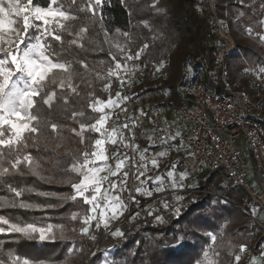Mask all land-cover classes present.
Listing matches in <instances>:
<instances>
[{
	"label": "trees",
	"instance_id": "16d2710c",
	"mask_svg": "<svg viewBox=\"0 0 264 264\" xmlns=\"http://www.w3.org/2000/svg\"><path fill=\"white\" fill-rule=\"evenodd\" d=\"M47 2L48 0H35L36 6H44ZM64 2L67 5V0ZM78 2L83 4L86 0ZM154 2L164 9L163 14L151 7ZM198 2L199 0H127L129 8L125 10L120 0H110V6L106 5L103 10V23L89 18L90 14L80 15L78 27L87 26L89 29L85 34V47L70 45L71 37H68L64 44L68 50L60 53L63 59L71 62V82L76 87V92L61 91L58 85L48 83L45 91L55 89L57 92L53 106L49 108L37 97L32 114H40L48 121L49 126L36 134L35 142L29 141L28 147L20 153L21 158L31 153L35 163L39 165L38 175L30 172L26 165L21 166L23 175L15 172L10 168L8 157L0 162V167H9L11 173L0 177V197L14 203L24 201L52 207L43 210L4 207L0 208V215L10 217L14 222L63 226L68 232L63 233L66 238L59 239L61 243L67 241L70 244L76 243L77 246L84 244L81 238L88 237L81 235L79 229L83 216L88 214V206L79 199H67L73 194L71 182L78 181L76 174L69 169L73 163L82 162L85 151L93 150L96 135L86 132L84 143H81L80 137L72 129L79 130L81 122H95L97 113L91 111L88 104L97 98L101 100L114 97L119 87L113 81L110 88L105 89L104 82L99 78V75H105L110 67H114L116 60H119L109 37L108 42L105 40V29H109L111 34L115 33L116 28H120L122 32L127 31L132 52L143 49L140 60L150 67V72L158 63H163L161 68L168 74V78L157 86L151 85L145 78L140 89H173L171 84L176 81L183 66L192 63L195 68L198 67L200 56L206 53L210 62H213V50L207 48V40L212 32L210 15L206 10H198ZM262 4L264 0H243V3L240 0H216L217 15L227 25L238 48L227 59L229 81L234 88H247L245 69L264 68V42L260 40L263 28L260 21L264 19ZM240 12L244 15L239 16ZM144 21H147L149 27L144 26ZM249 27L253 30L251 34L246 31ZM145 44L148 45L147 48H144ZM57 50L60 51L59 44ZM113 56L116 60L112 59ZM81 61L87 64V68ZM65 97L68 98V103H65ZM73 112H83L84 115L73 119ZM52 123L59 126L55 133L51 131ZM9 185L23 190L22 196L16 197ZM201 187L205 190L210 187L218 194L227 196L231 202L224 204L221 199L212 198L208 194H195L198 196L197 200L189 201L177 216L167 214L163 222L152 223L148 219L127 222L123 225V237L105 236L103 229L94 227L90 233L96 232L97 238H101L94 250L96 254L93 256L92 252L82 263L80 261L77 264H101L108 248H113L119 258L109 260L107 264H194L197 258H202V249H207L211 244L206 233L217 234L221 227L223 236H217L215 247L224 258L233 259L228 251L230 243L239 247L241 244L248 245L254 256L259 255L264 247L260 232L241 209L250 205L246 192L225 184L219 173L212 174L201 183ZM41 192L49 195L41 196ZM212 201L215 202L213 205ZM74 212L78 214L75 221L70 219ZM38 239V235L34 239L18 233L0 235L5 251L12 250L14 254L31 261L42 260L46 264H55L65 257L63 248L59 251L60 241L45 243L40 247ZM182 241L183 246L179 251L167 255L168 248Z\"/></svg>",
	"mask_w": 264,
	"mask_h": 264
},
{
	"label": "built area",
	"instance_id": "2783aa9c",
	"mask_svg": "<svg viewBox=\"0 0 264 264\" xmlns=\"http://www.w3.org/2000/svg\"><path fill=\"white\" fill-rule=\"evenodd\" d=\"M197 8L210 15L212 32L207 48L213 50V62L206 53L198 60L197 72L192 63L181 68L173 84L177 103L169 101L172 94L167 92L172 89L160 90L164 98L159 101L155 99L156 91L140 89L149 76L150 67L140 57L136 58L137 52H132L130 44L132 65L109 77L108 84L113 81L119 84L120 96L117 97L116 92L111 98L119 101V107L106 109L111 113L106 127L110 131L112 127L128 124L129 128H120L127 147L121 145L118 149L109 143L105 145L110 156L107 164L111 168L103 175L108 176L104 186L124 179L125 171L128 175L118 192L123 196L126 210L119 219L110 222L109 229L101 226L105 236L116 228L121 229L132 215L164 200L205 193L231 202L214 189L201 187L212 174L219 173L230 185L246 192L250 207H242V210L251 218L264 243V73L247 68L244 70L247 88H234L229 81L227 59L236 53V41L217 15L216 0H199ZM160 76L163 80L168 78L162 68ZM177 132L180 136L175 141L169 139L168 143H163L162 138L175 136ZM93 134L99 138L98 134ZM146 148L148 152L144 151ZM114 152L129 157L119 176L109 174L115 170L116 161L111 158ZM161 152L165 155L159 156ZM141 155L148 157L146 167L142 166ZM152 158L157 160L158 167L151 164ZM173 164L177 180L181 172H187L182 188L170 186L167 173ZM141 172L144 175H140ZM157 187L163 190L154 191ZM147 191H152V196H148ZM92 234L97 238L96 232ZM241 254L245 264H251L254 255L250 246Z\"/></svg>",
	"mask_w": 264,
	"mask_h": 264
},
{
	"label": "snow or ice",
	"instance_id": "6c2138e0",
	"mask_svg": "<svg viewBox=\"0 0 264 264\" xmlns=\"http://www.w3.org/2000/svg\"><path fill=\"white\" fill-rule=\"evenodd\" d=\"M243 3V0H240ZM121 6L128 10L129 6L127 0H120ZM110 6V0H86L81 4L78 0H67L65 5L64 0H48L44 6H36L35 0H0V162H3L8 157L10 168L15 172L23 175L22 165L29 166V171L37 174L38 164L35 163L31 153L23 155L20 153L24 148H27L29 141L35 142L36 134L46 129L48 121L40 114L33 115L32 110L36 106V98L39 97L43 104L51 108L57 98L55 89L45 91L48 83L58 85L61 91L70 90L72 93L76 92V87L72 84L73 72L71 71V62L61 57V51H67L64 47L65 40L71 37L69 44L85 47L86 37L88 32L87 26H79L80 14L88 16L91 19L104 22V8ZM151 7L157 12L163 14L164 9L160 8L158 3L154 2ZM264 7V4H262ZM131 15V12H129ZM244 13L240 12L239 16ZM239 19V17H237ZM144 26L149 27L147 21H144ZM260 23L264 25V20ZM246 31L251 34L252 29L249 27ZM115 32L128 37L127 31L121 32L120 28H116ZM109 29H105V40L107 41ZM260 40L264 42V36H260ZM57 44L60 45V51L57 50ZM123 52L124 48L117 43L116 45ZM148 45L145 44L144 48ZM143 52L135 54L138 59ZM132 56H126V60H131ZM116 60V57H112ZM85 68L87 64L80 62ZM116 69L121 68V63L116 60ZM159 70V69H157ZM259 71L264 73V68ZM113 73H109L112 75ZM110 84L105 85V89L110 88ZM116 96L120 94L117 92ZM124 99H127L125 97ZM65 103H68V98L65 97ZM119 107V101L109 98L107 101L94 99L88 104V108L96 113H100L99 118L95 119L93 123H79V130L72 129V132L80 137V142L84 143L85 133L92 132L98 134L99 138L94 140L92 144V151H85L83 153V160L79 163H73L70 166V171L75 173L78 177L77 182H71L73 194L67 197L68 200L77 201L78 199L88 206L86 215L81 220L82 226L79 231L81 235L87 236L90 240L95 242L96 236L90 233V229L95 222V228L99 229L103 226L104 229H109L110 221L118 218L123 214L127 205L120 200L119 195L115 194L122 190L128 173L123 172L124 179L117 181H110L108 186H104V182L108 181V176H101L100 173L108 168L107 161L110 159L108 149L105 147L106 143L116 146L118 149L121 145L127 147L126 137L122 129H128V124L120 125V128L112 127L111 130L106 127L111 113L106 112V109H115ZM84 113L73 112L72 117L83 116ZM53 133L57 132L58 125L52 123L50 125ZM175 136L162 138L163 143H168V140L175 141ZM148 152L146 148L144 150ZM159 156H164L161 152ZM111 158L116 161L115 170L110 171V175L119 176L123 167H126L129 157L120 152L111 154ZM148 157L141 155L140 161L142 166H147ZM99 162H103L100 164ZM151 164L158 167V162L155 158L151 159ZM172 170L168 171L167 176L171 180L172 188H182L183 180L187 176V172L179 174V180L175 178L176 165L173 164ZM9 167H0V177L11 174ZM140 175H144L143 172ZM44 179V177H40ZM139 179V177H137ZM151 179V178H149ZM160 180V177L156 178ZM143 183V182H142ZM10 190L15 193L16 197L23 194V190H18L9 185ZM162 187L154 189L156 192L162 191ZM28 191H32L28 189ZM148 196H152V191H147ZM41 196H47L48 193H39ZM180 199V197H177ZM0 208L4 207H19L21 209L30 210L38 208L43 210L51 205H35L20 201L19 203L9 202L0 197ZM224 204L228 202L223 201ZM164 208L169 207L167 202H164ZM177 213L179 209L176 210ZM152 213L149 212V215ZM255 214V213H253ZM71 220L78 219L77 213H72ZM155 219L163 222V217L156 216ZM54 225L48 223L46 225L39 222L24 223L14 222L12 218L0 215V235H9L18 233L28 239H34L38 235L41 241L45 239H54L51 235ZM60 227V226H56ZM112 237H123L124 233L116 228L110 231ZM63 236V230L61 229ZM213 242L209 244L207 249H202V258H197L194 264H214L213 259L210 258V252L213 257H219V251L215 250L214 244L217 241V236H223V227L217 234L212 232L206 233ZM4 241H0V264H46L45 261H31L27 257H20L12 250L5 251L3 247ZM73 244L68 247V255L74 252H79ZM247 245L241 244L239 247L240 253H246ZM95 252L92 253L95 256ZM241 255L236 254L234 257L235 264H239ZM251 264H264V250L259 253V259L253 257Z\"/></svg>",
	"mask_w": 264,
	"mask_h": 264
},
{
	"label": "rangeland",
	"instance_id": "374dc122",
	"mask_svg": "<svg viewBox=\"0 0 264 264\" xmlns=\"http://www.w3.org/2000/svg\"><path fill=\"white\" fill-rule=\"evenodd\" d=\"M260 35L261 36H264V25H263L262 32L260 33ZM108 37H109V39L111 40V42L113 44V47H114V50H115L116 55L119 57V61L121 63V68L120 69H116V66H115L116 63H115L114 67H110L109 70H108V72L105 73V75H102V74L99 75V78H100V80L102 82H104V85L108 84L107 83L108 82L107 79L110 76L114 75V73L117 70H119V71L125 70L128 67H130L132 65V63H133V60L132 59L131 60H126L125 59L126 56H129L130 55L129 54V51H128V46H129L128 37H124L123 35L118 34L116 32L113 33V34L109 33L108 34ZM117 43L124 48V51L123 52H121L120 51V48H118L116 46ZM162 66H163V63H158L154 67L153 71H151L149 73V76L146 77V79H147L146 81L149 82L151 85L157 86V85H160L161 82H163V79L160 76V68ZM157 69H159V70H157ZM195 71L196 72L198 71L197 68H195ZM110 72L113 73V74L112 75H109ZM214 73L215 72H214V69H213L212 75H214ZM173 84H174V82L171 84V86H173ZM167 93L168 94L169 93L172 94V97H170V100L169 101H172V102H175V103L178 102V95L176 93L175 88H173L172 90H169ZM107 98H109V97L103 98L101 100L106 101ZM161 98L163 99L164 96L161 95V91L160 90H157L156 91V98L155 99L157 101H159ZM166 101H168V100H166ZM99 115H100V113H97V119L99 118ZM90 133H92V132H90ZM101 163H103V162H101ZM110 168H111V166H108V168H106L104 171H102L100 173V175L103 176L104 174H106L110 170ZM221 177L223 178V181H224L225 184L230 185L229 182L226 180V178H224L222 175H221ZM115 194L119 195L120 200H122L124 202L123 196H121V194H119V193H115ZM197 198H198L197 195H192L191 197H180V199L175 198V199H169V200L161 201V202H159L157 204L152 205L150 208H148L147 210H145L142 213H138V214L132 215V217L128 220V222H136V221H138L140 219L141 220L148 219L152 223H156V222H159V221H157L155 219L156 216L163 217V221H164L167 214H171L173 216L179 215L182 212L183 207H185L188 204L189 201H195V200H197ZM164 202H167L168 205H169V207L164 208V206H163L164 205ZM214 203L215 202L212 201V205ZM247 207H250V205L247 206ZM177 209H179V212L178 213L176 211ZM125 210L123 211V214H124ZM149 212H151L152 214L149 215ZM122 215H119L117 219H119ZM117 219H115V220H117ZM115 220H112V221H115ZM112 221H110V222H112ZM123 227L120 229L122 232L124 230ZM61 229L63 230V233L68 232L67 229L65 227H63V226H60V227L54 226L53 227V231L51 233V235L54 237V239H45L43 241H41L40 239H38V241H37L38 245L40 247H43V245L45 243H53V242L60 241L59 239H61V238H64V237L66 238V235H63V236L61 235ZM181 238H183V237H181ZM81 239L84 241V244H82L80 246H77L76 243H74L75 247L78 248V249H80V251L79 252H74L72 255H68L67 249H68V247L72 246L73 244H70L67 241L61 243V241H60L59 242L60 243V245H59V251L61 250V248H63L62 250L64 252H66V255H65V257L61 261H59V262H57L55 264H77L80 261L82 263V261L85 260L88 255H90L92 252H94V250H96L95 247L98 246V244H99V242L101 240V238H96L95 242H93L89 238H81ZM67 240H72V239L71 238H67ZM212 243L213 242L211 241V244ZM91 244H93V246ZM182 246H183V241L180 242L179 244L173 246V247L168 248L167 249V255H170V254H172L174 252L179 251ZM214 247H215V244H214ZM215 250L218 251L216 249V247H215ZM263 250H264V247H263ZM228 251H229L230 255L233 258L231 260H227L221 254H220V256L218 258L217 257H213L211 252H210L209 255H210V258L213 259L214 264H235L234 257H235L236 254H240L241 255V260H240L239 264H245V259L242 257V254L239 252V246L230 243L228 245ZM255 257H257L259 259V255H256ZM105 258H107V259H105ZM118 258H119V254L116 253L113 248H108L105 251V257L103 258L101 264H107V262L109 260H115V259H118ZM48 264H50V263H48Z\"/></svg>",
	"mask_w": 264,
	"mask_h": 264
},
{
	"label": "crops",
	"instance_id": "0c3cea01",
	"mask_svg": "<svg viewBox=\"0 0 264 264\" xmlns=\"http://www.w3.org/2000/svg\"><path fill=\"white\" fill-rule=\"evenodd\" d=\"M99 163H101V162H99Z\"/></svg>",
	"mask_w": 264,
	"mask_h": 264
}]
</instances>
